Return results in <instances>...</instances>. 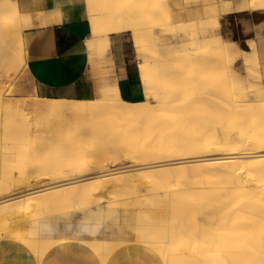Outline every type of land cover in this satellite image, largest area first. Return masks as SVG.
Segmentation results:
<instances>
[{
	"label": "bare ground",
	"instance_id": "6f19581e",
	"mask_svg": "<svg viewBox=\"0 0 264 264\" xmlns=\"http://www.w3.org/2000/svg\"><path fill=\"white\" fill-rule=\"evenodd\" d=\"M152 1L151 10L157 11L160 1ZM85 4L90 22L86 41L90 62L93 67L105 62L114 71L110 35L131 31L140 40L142 20L119 13L114 0H85ZM220 6L223 13L234 9L229 0H221ZM242 7L264 11V0H246ZM20 16L18 0H0V61L6 59L11 70L15 68L14 62L25 61ZM211 29L200 27L202 38H191L193 30L184 34L183 39L173 36V43L178 39L177 48L172 54L168 51L167 57L158 46L153 53L145 50L138 53L145 94L142 101L127 99L116 78L105 79L99 85L101 102L50 99L40 88L28 100H12L8 88L13 79L0 78V138L9 139L6 143L0 140V243L9 236L16 237L15 243L29 250L36 264H50L51 259L68 249H72L77 259L84 257L85 264H109L114 251L127 242L94 237L100 222L88 228L91 238L77 241L63 232L55 233L58 238H44L35 229L33 235L23 237L21 225L33 227L44 219L76 210L83 219H89L92 209L97 208L99 215L118 203L127 208L153 207L169 199L171 205L189 190L215 193L234 216L246 196L264 189V85L249 83L261 75L257 40L251 37L247 49L237 40L227 39L222 32ZM189 43L200 50L190 53ZM11 54L13 58L7 59ZM185 57L190 63L195 61L192 68L199 66L196 74L183 75ZM215 59L226 68L227 79L220 80L225 88H217L215 83L222 78L220 75L217 78L214 70ZM172 63L174 70L167 68ZM203 65L204 70L200 69ZM236 65L244 69L245 75ZM205 69L206 76L202 74ZM201 76L206 80L199 90L194 89L182 98V84L195 85ZM171 88L167 96L165 92ZM179 100L185 101V109L170 123L169 113L175 110L172 104ZM217 103L222 105L217 110L226 114L192 116L190 122L196 121L202 131L187 137L184 117H189L197 104L208 107ZM87 110L95 124L88 121L87 128L72 127V132L59 129V125L66 127L69 115L81 116ZM42 124L52 129L43 139L37 138ZM34 125L37 128L31 131ZM207 130L212 131L209 137ZM123 132H133L139 139L133 134L122 147L117 139ZM61 141L69 147H53ZM124 148L129 150L127 155L116 158L114 150ZM139 246L144 247L146 258L160 264H264V250L246 242L234 227L217 246L205 251L186 248L172 237L161 242L145 241Z\"/></svg>",
	"mask_w": 264,
	"mask_h": 264
},
{
	"label": "crops",
	"instance_id": "0c3cea01",
	"mask_svg": "<svg viewBox=\"0 0 264 264\" xmlns=\"http://www.w3.org/2000/svg\"><path fill=\"white\" fill-rule=\"evenodd\" d=\"M18 1L19 6L20 1H23L26 8L33 9L31 22L24 29L26 72L29 78L54 95L75 92L74 88L81 83L90 67L86 45L90 36V24L84 17L81 2ZM229 1L234 9L224 13L226 17L253 13L247 8L242 9L246 0ZM35 3L37 8L33 7ZM27 11L30 12L29 9ZM263 23L264 18L257 15L254 17V26ZM253 30L252 34L245 35L242 39L247 46L249 39L254 37ZM112 35L111 38L116 40L114 71L119 88L130 101H142L145 94L133 33L126 31ZM256 40L264 67V37ZM92 210L93 214H89V219H83L81 212L76 210L50 220L44 219L33 227L22 224L21 235L31 236L35 229L44 238H58L55 233H64L67 238L77 241L91 238L88 228L91 224L100 222L99 231L94 237L127 242L114 251L109 264H160L158 261H151L150 257L146 258L144 247H138V244L145 241L161 242L170 237L186 248L195 251L209 250L217 246L233 227L250 245L264 250V189L246 196L234 216L215 193L202 190L185 191L171 205L167 199L153 207L127 208L119 203L113 204L112 208L99 215L96 213L97 208ZM7 238L9 239H2L0 243V264H36L33 254L15 243L16 237ZM71 250L68 249L62 255L57 254L58 258L53 259L55 261H48L50 264H85L84 257L77 259Z\"/></svg>",
	"mask_w": 264,
	"mask_h": 264
},
{
	"label": "rangeland",
	"instance_id": "374dc122",
	"mask_svg": "<svg viewBox=\"0 0 264 264\" xmlns=\"http://www.w3.org/2000/svg\"><path fill=\"white\" fill-rule=\"evenodd\" d=\"M79 1L81 2V5L83 6L84 17L87 18V11L85 9V7H86L85 0H79ZM159 1H160V3H159L160 6H159L158 10L152 11L151 9L154 8L152 5L154 2L152 0H114V2L119 7L117 9V11L119 13L129 14V15H132L134 17L136 16L137 19L142 20V23H140L141 35H142L141 37L139 36L140 40H138V39L136 40L135 36L137 37V35L133 34L134 44H135V47L137 49V55L142 50H145L146 52H148V54L153 53V51L155 50V46H158V48L161 51L163 50V52H165V56H166V53L168 51H170V52L172 51L171 52V54H172L175 52V48H177L176 42L178 41V39H183L184 34L186 36L187 32L192 33L194 31L193 32L194 34L193 33L191 34V38H198L200 36L202 38L203 33H201V31H200V27H202V26H205V27L211 26V28H213V29H211L213 32H214V28H215V32H219V31L222 32L223 36L227 39L238 40V42L241 44V46L246 45V43L244 41H242L243 37L245 35L252 34L253 29H255V30H253V33H254V36L256 37V39L264 37V23L261 25H257V26L253 25L254 24V17L257 15L260 18H264V12L263 13L262 12H253V13L249 12V13H245L244 15L226 17L222 11V7L220 6L221 0H210V1L209 0H190V1L189 0H159ZM215 1L217 3H215ZM135 6H136V8H135ZM210 6H212L211 9L209 8ZM33 7L37 8L38 5L35 3L33 5ZM20 8H21L20 18H21V21L23 22V25H24V27H23V34H24V29L27 28L29 26V23L31 22L33 9H31L32 7H27L30 10V12H28L27 11L28 9L25 6V2H23V1H20ZM213 10L216 12H212ZM196 12H198L199 14ZM199 15H200V17H199ZM215 15H216V17H215ZM194 20H196V21H194ZM88 23L90 24L89 21H88ZM197 23L199 24V26L197 25ZM203 23H204V25H203ZM218 26H219L220 30L216 29V27H218ZM171 31H174L175 33H177L176 31H178V34L174 33V35H173V32H171ZM112 34H116V33H112ZM112 34L110 35V38H111V36H113ZM170 35H172V40L170 39V37H171ZM177 35H178V37H177ZM161 36H163V37H161ZM173 36L175 38H178V39H174L175 43H173ZM164 37L165 38L167 37L166 39H168V40L170 39V40L164 41V40H166V39L163 40ZM187 38H188V36H187ZM23 39H24V35H23ZM23 41H24L23 53L25 55V39ZM111 41H113V46H112V49L110 51V54L111 53L113 54L112 57H113L114 66H115L117 49H116V45H115L116 43H114V42L116 40L114 38H111ZM140 42H142V43H140ZM155 42H157V45ZM164 42H165V44H164ZM166 43H168V44H166ZM189 45L187 47L188 48L191 47L190 53H195L198 50H200V48H197V45L194 46V44H191V43H189ZM193 47H195V49H193ZM170 48H171V50H170ZM248 48H250V46H248ZM10 49L12 50L11 46H10ZM16 54L17 53L15 52L13 55L16 57ZM13 55L12 54L8 55L7 59H12ZM186 57H188V56H186ZM186 57H185L186 62L182 66L185 69L183 75L186 76V75L196 74L197 72L195 70L197 68V71H198L199 66L198 65H197L198 67L195 66L194 67L195 69L192 68V66L195 65V61L192 60L193 62L190 63L187 61L188 59ZM173 58L174 57H172L171 59L174 62ZM189 58H190V56H189ZM6 63L9 65V63L6 61V59L5 60L2 59V61H0V78H2L3 81H6L10 77L13 79L9 88H8L9 97H11L12 100H23L24 98H25L24 100H28L31 97L36 96L38 88H40V89H42V92H45L46 96L50 99H68V100L69 99H78V100H82V101H95V102L100 101L101 102L102 96L98 90L99 85L103 81H105V79L111 80L113 78H117L115 71H111L109 69L107 63L102 62L98 66L93 67L91 62H90V59H89V63H90L89 70L87 71V73L83 77L81 83L77 87L74 88L75 92H72V93L63 92V93L54 95V94L46 92L40 85L33 83V81L29 78V76L26 72V57H25V61L23 63H20L19 60L16 63L14 62V65H15L14 70H11L12 67L9 68L8 65H6ZM187 63H190V64L188 65ZM173 64L174 63H172V65H169L172 68L171 67L170 68L167 67V68L168 69L175 68L174 67L175 65H173ZM236 66H237L236 69L241 74L245 75L244 69L240 65H236ZM201 67H200V69H203L204 65ZM214 68H215L214 70H215L216 74L218 75L217 78L219 77V75H220V77H222L221 79H216V82H215L217 84V88L219 87L221 89L224 86H226V85L222 84V83H224V81H220V80L226 81V79H227V77L225 76L226 68L222 67L216 59H215ZM203 70H202V74L206 76V74L208 72L206 71V69L204 72H203ZM207 70H208V68H207ZM171 72H172V70H171ZM11 74H12V76H11ZM196 80L197 81L195 82V85H194V83L192 85V82L189 83L188 87H185V86H187L186 84H182V86H181V91L183 93L182 98L187 97L185 95L194 89L199 90V88L201 87L202 84H204L206 79L203 78V76H201V79H196ZM250 82H252L256 85L257 84H263L264 85V67L262 65V62H261V75L259 74V77L258 76L256 78L254 77L252 79V81H249V83ZM191 86H193V87L196 86V87L193 88ZM167 87H168V85L165 87V89H167ZM255 88H256V86H255ZM175 90H176V88H175ZM171 92H172V88H171L170 92L168 90L165 92V94L167 95V94H170ZM180 102L182 103V105ZM184 102L185 101L179 100V101H175L172 104V106L175 108V110L172 111L171 113H169V116L172 117V119L170 120V123H173L176 116H178V118L181 116V113H183L182 111L185 109V108H183V107H185ZM177 106L179 108V112H177ZM195 106H196V107H194L195 109L192 110L193 112H191V113L189 112V114H190L189 117H184L186 120L184 131L185 130L187 131L186 132L187 137L193 135V133H195V132L200 133V131H202V126L200 124H198L196 121L193 123L190 122L192 119H194L192 116H195L197 114H202V115L207 114L206 116H215V115H218L219 113L226 114L225 111L220 112L219 110H217V109H219V107L222 106L221 104L218 105V103H217V105H212V106L208 105V107H207V105H201V104H197ZM204 108H208L211 111L212 110H215V111L214 112H211V111L206 112L203 110ZM224 114H223V116H224ZM90 116H93V115L92 114L89 115L88 110L81 116L79 115V116L75 117V116L69 115V122L66 123V127L59 125V129H63L65 132H68V131L72 132V130H71L72 127H74L75 130L77 129L76 126H82L83 128L84 127L87 128L88 121L91 122V125L95 124L93 122V119H89ZM187 118H190V119L188 120ZM196 120L199 121V119H196ZM16 124H19V123L17 122ZM177 124L180 126L182 125V123H180V121H178ZM35 126H37V125H34L33 127H31V131H34L37 128ZM212 131H213V128H212ZM212 131H211V133H212ZM51 132H52V129L50 127L42 124L38 127V131H37L38 137L37 138L43 139L45 136H47ZM211 133L209 130H207L208 137L211 135ZM133 134H134L133 132L120 133L117 140L120 142V144H122V147H123V144H127L131 140V138H133V136H132ZM136 135L134 134V138L139 139L138 136L135 137ZM42 139H39V140H42ZM0 140H1V143H6V140H9V139L6 136V137L0 138ZM53 147H69V145H68V143L61 141V142H57L55 145H53ZM118 147H121V145ZM128 151L129 150L126 148L120 149L118 151L114 150V156L116 158H120V157L123 158L124 156L127 155L126 152H128Z\"/></svg>",
	"mask_w": 264,
	"mask_h": 264
},
{
	"label": "trees",
	"instance_id": "16d2710c",
	"mask_svg": "<svg viewBox=\"0 0 264 264\" xmlns=\"http://www.w3.org/2000/svg\"><path fill=\"white\" fill-rule=\"evenodd\" d=\"M243 47L248 49V46L247 45H243Z\"/></svg>",
	"mask_w": 264,
	"mask_h": 264
}]
</instances>
